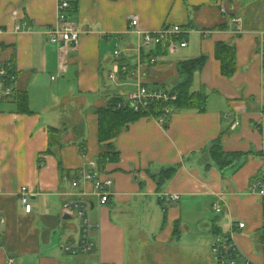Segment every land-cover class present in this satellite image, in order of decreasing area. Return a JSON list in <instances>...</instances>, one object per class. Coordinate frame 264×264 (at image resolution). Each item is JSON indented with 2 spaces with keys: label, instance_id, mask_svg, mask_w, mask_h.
<instances>
[{
  "label": "crops",
  "instance_id": "obj_1",
  "mask_svg": "<svg viewBox=\"0 0 264 264\" xmlns=\"http://www.w3.org/2000/svg\"><path fill=\"white\" fill-rule=\"evenodd\" d=\"M71 2L70 17L81 36L75 48H58L44 32L58 22L57 0H0V59L14 65L30 109L22 113L14 100L0 102V264H138V248L130 242L151 236L161 247L173 244L209 264L203 255L208 242L200 236L206 230L211 248L218 234L234 233L239 249L261 264L263 206L250 185L264 175V68L258 53L264 0ZM133 14L140 30L180 25L194 31L185 47L150 51L157 59L150 64V52L140 51L139 36L129 29ZM231 14L240 17L241 32H234ZM20 22L30 28L16 32ZM206 30L208 36L200 32ZM114 36L120 57L113 55ZM220 41L236 50L237 70L230 77L222 74L214 55ZM201 55L207 61L195 71L191 90H205L206 109H176L166 126L141 116L124 127L113 142L118 158L106 163L113 183L102 207L83 180L73 187L72 178L81 176L102 149L96 111L114 97L125 98L138 82L174 89L185 79L180 63ZM116 66L114 79L110 74ZM214 145L229 154V164L215 161ZM171 168L173 175L159 182ZM23 185L31 190V213L21 204ZM81 194L94 202L95 245L71 253L63 245L80 243L82 222L64 202ZM165 194L180 199L167 201ZM215 203L221 206L215 219H224L210 227L202 212L208 208L209 213ZM238 222L245 226L238 228Z\"/></svg>",
  "mask_w": 264,
  "mask_h": 264
},
{
  "label": "built area",
  "instance_id": "obj_2",
  "mask_svg": "<svg viewBox=\"0 0 264 264\" xmlns=\"http://www.w3.org/2000/svg\"><path fill=\"white\" fill-rule=\"evenodd\" d=\"M58 2V22L49 28L45 29V34L51 44L58 48L71 47L75 48L79 42L81 32L77 29L75 22L70 17L71 0H57ZM221 11L227 13L226 7L222 6ZM229 21L236 24L234 32H241L240 17L231 14ZM27 22L17 23L14 27L16 32L29 29ZM129 29L136 32L139 36L140 51H153L157 46H165L167 51L173 52L179 47L187 45V35L194 31V29L183 28L180 25H165L157 30H140L138 28V18L135 14L130 16ZM1 32V29H0ZM204 36H208L210 31H200ZM115 49L113 55L120 57L122 51L120 50L117 36H114ZM258 53L260 62L264 68V33L261 34L258 42ZM141 55V53H140ZM148 63L155 64L156 56L154 53H148ZM121 69L124 72L129 71V66L122 65ZM119 66H116L110 77L116 78L119 72ZM53 78H55L53 76ZM18 80L14 65L8 59H0V102L15 100L19 91ZM177 99V93L173 89H164L162 87L151 86L142 82H138L133 90H131L125 98L117 103V108H128L134 112L141 113L144 116L156 121L162 126H166L170 121L171 116L176 110L173 102ZM88 184L86 190L94 193L97 197V204L99 207L105 205L110 199V186L113 180L106 174V162H100L97 159L88 161V168L84 169L81 176H74L72 178V186L80 187L81 181ZM250 191L256 194L263 206V222L260 229V242L257 249L263 256L264 264V175L255 179L250 185ZM21 204L26 213L33 211V205L30 200L31 190L27 185H23L19 191ZM90 194V193H88ZM167 201H176L180 199L178 194H165ZM93 200L87 195L81 194L75 199H68L64 202V208L71 211L76 209L81 217L82 233L79 244L74 242H67L63 248L71 253L78 251H89L94 248V241H92V230L94 224L91 221L90 211L92 209ZM215 213L220 212L221 206L215 203L211 206ZM4 223V217L0 215V224ZM244 222H238L237 227L243 228ZM213 256L216 264H260L256 263L248 256H246L238 247L234 233L218 234L212 244ZM13 261L10 260V264Z\"/></svg>",
  "mask_w": 264,
  "mask_h": 264
},
{
  "label": "trees",
  "instance_id": "obj_3",
  "mask_svg": "<svg viewBox=\"0 0 264 264\" xmlns=\"http://www.w3.org/2000/svg\"><path fill=\"white\" fill-rule=\"evenodd\" d=\"M71 9H73V4L71 2ZM215 57L220 61L221 72L226 77L232 76L237 70L236 63V50L235 47L225 43L217 42L215 44L214 50ZM207 61L205 55L193 58L180 63V70L185 75V79L178 83L173 89L177 93V99L173 102L176 109H197L198 111H204L207 105L208 94L205 90L201 89L198 91H192L191 86L193 83V76L195 71L201 70ZM28 93L26 90L20 89L15 97V103L17 105V110L22 113H29V103H28ZM122 98L114 97L105 107H101L96 111L98 115V138L101 147H104V151L98 155V160L100 162H114L118 158V153L114 149V138L120 133V131L126 127L128 124L134 122L139 117L144 116L141 113L134 112L128 108H117V103L121 101ZM55 130H57L55 128ZM53 131V130H52ZM54 132H49V144L54 146L56 143L53 135ZM212 154L215 161L225 166L230 163V156L226 152H223L220 146L214 145L212 148ZM174 168L163 171L160 181H165L167 178L173 175Z\"/></svg>",
  "mask_w": 264,
  "mask_h": 264
},
{
  "label": "rangeland",
  "instance_id": "obj_4",
  "mask_svg": "<svg viewBox=\"0 0 264 264\" xmlns=\"http://www.w3.org/2000/svg\"><path fill=\"white\" fill-rule=\"evenodd\" d=\"M178 55L179 53H176L173 56V58L178 57ZM159 87H162L164 89H169V86L167 85L165 86L160 85ZM102 150L103 151L105 150L104 147H102ZM209 211L210 212L208 213V208L204 210L202 212V217L205 223L209 224L210 227L212 226L213 223L217 221H223L224 218L222 215L221 218L215 219L217 214H215V212L212 211L210 205H209ZM201 226L206 228V224H201ZM200 236H203V239L208 242V243L205 242L208 248L207 253L203 254L205 256V259L207 260L206 262L209 264H216L214 260L212 248L210 247V244L212 242V237L209 236V232H207V230L206 232H202ZM156 240L157 239L154 238L153 236L147 237L146 241H143L142 238L140 239V241L137 242L131 240L130 245H133L138 248V250L135 251L137 253H135L134 255V258H137L138 260V264H200L199 258L194 256V254H190L189 252L180 250L177 247H175L173 244L170 247H161L156 244ZM159 242H163V240H159ZM157 251H159L160 253ZM157 253H159L160 256H158ZM257 253L259 254L260 252L257 251ZM136 255H138L139 257ZM190 261L191 263H189Z\"/></svg>",
  "mask_w": 264,
  "mask_h": 264
},
{
  "label": "water",
  "instance_id": "obj_5",
  "mask_svg": "<svg viewBox=\"0 0 264 264\" xmlns=\"http://www.w3.org/2000/svg\"><path fill=\"white\" fill-rule=\"evenodd\" d=\"M94 206V203H92V207Z\"/></svg>",
  "mask_w": 264,
  "mask_h": 264
}]
</instances>
